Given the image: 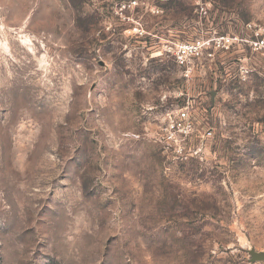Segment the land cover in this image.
<instances>
[{
    "label": "rangeland",
    "instance_id": "obj_1",
    "mask_svg": "<svg viewBox=\"0 0 264 264\" xmlns=\"http://www.w3.org/2000/svg\"><path fill=\"white\" fill-rule=\"evenodd\" d=\"M258 33L264 0H0V264H264Z\"/></svg>",
    "mask_w": 264,
    "mask_h": 264
},
{
    "label": "built area",
    "instance_id": "obj_2",
    "mask_svg": "<svg viewBox=\"0 0 264 264\" xmlns=\"http://www.w3.org/2000/svg\"><path fill=\"white\" fill-rule=\"evenodd\" d=\"M255 47L262 49L264 48V36L261 33L256 34V39L253 41ZM204 43L198 41L195 46L197 50L202 49ZM189 46H185L179 52L178 58L182 63L187 61V51L191 50ZM190 72H188L189 74ZM194 114L189 110V107H183L177 112L169 114L164 124L161 127V135L165 141L171 145L175 150L180 152L184 149L187 140L195 131V124L193 120ZM211 133L210 129L204 130L202 132V139L206 137V134Z\"/></svg>",
    "mask_w": 264,
    "mask_h": 264
},
{
    "label": "water",
    "instance_id": "obj_3",
    "mask_svg": "<svg viewBox=\"0 0 264 264\" xmlns=\"http://www.w3.org/2000/svg\"><path fill=\"white\" fill-rule=\"evenodd\" d=\"M260 257H261V258H264V254H260Z\"/></svg>",
    "mask_w": 264,
    "mask_h": 264
}]
</instances>
